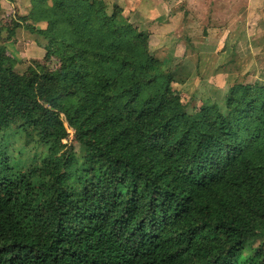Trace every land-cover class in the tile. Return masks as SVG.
Returning <instances> with one entry per match:
<instances>
[{"label":"trees","instance_id":"16d2710c","mask_svg":"<svg viewBox=\"0 0 264 264\" xmlns=\"http://www.w3.org/2000/svg\"><path fill=\"white\" fill-rule=\"evenodd\" d=\"M29 2L9 37L43 60L0 44V264H264V81L189 109L123 6Z\"/></svg>","mask_w":264,"mask_h":264},{"label":"rangeland","instance_id":"374dc122","mask_svg":"<svg viewBox=\"0 0 264 264\" xmlns=\"http://www.w3.org/2000/svg\"><path fill=\"white\" fill-rule=\"evenodd\" d=\"M108 1L111 4L123 3V0ZM253 1L160 0L163 11L159 10L155 19L151 18L154 16L149 12L145 15L139 10L131 12L137 4L130 8L123 6V10L134 26L149 33L151 51L163 59L167 70L173 72L172 88L179 93L182 103L191 109L207 99H221L229 84L236 81H264V19L251 17L247 13ZM14 2L18 4V0ZM21 2V5L15 6L3 2L0 11V44L2 41L5 45L8 43L9 47L14 48V53H17L15 49H18L19 44L26 49V55L17 61L16 71L19 74L27 70L40 51L33 41L40 40V37L27 33L25 29L19 33V38L15 31L9 37L16 20L22 17L25 3L23 0ZM154 3L155 0L139 2L141 9ZM255 4L260 7L263 1L256 0ZM184 7L189 8H186L187 17L181 25L182 16L178 20L174 19L173 12ZM169 18L172 20L162 24ZM156 19L158 23H155ZM40 42L44 43L43 40ZM55 64L53 59L47 67L51 69ZM72 140L73 135L70 133L64 143L70 144ZM72 144L79 151L78 145ZM12 150L15 157L29 155L16 138Z\"/></svg>","mask_w":264,"mask_h":264},{"label":"crops","instance_id":"0c3cea01","mask_svg":"<svg viewBox=\"0 0 264 264\" xmlns=\"http://www.w3.org/2000/svg\"><path fill=\"white\" fill-rule=\"evenodd\" d=\"M2 2L1 3H3V2H7V3H9L11 6H15V5H21L22 4V0L21 1H19L18 0V4H17V2H14L15 0H1ZM126 1H128V0H123V3H120V5L121 6H124V7H128V5H127V3H126ZM255 1L256 0H254L253 1V3H251V6H248V8H247V13L251 16V17H262L263 19H264V0H261V1H263V4H261V6L260 7H256V4H255ZM23 3H25V4H23V7H22V9H23V12H22V17H26L27 15H28V13H29V9H30V2H29V0H23ZM257 3V2H256ZM261 7H263V9L261 10ZM2 8H3V5H2ZM187 9L189 8V7H186ZM185 7L184 8H177V9H175L174 10V12H173V14H175V16L173 17L174 19H177L178 20V18L180 17V16H182V19H181V25H182V22H184L185 21V12H186V9ZM183 9V10H182ZM136 10H139V11H141L142 13H144V15L147 13V12H149L150 14H151V16H154V17H151V18H153V19H155L157 16H158V13H159V10L160 11H163V5H160V0H155V3L153 4V5H147L146 7H143V9H141V4H139V6L137 7V9ZM131 12H133V11H131ZM134 13H136V12H134ZM258 17V18H259ZM159 20V19H158ZM170 20H172L171 18H169V20H165L162 24H165V23H168ZM159 21H157V19H156V22L155 23H158ZM34 25V27L35 28H37V29H44L45 27H46V23H42V22H40V23H35V24H33ZM184 25V24H183ZM161 29H162V27H161ZM17 34V36H18V38H19V33L20 32H23V29H17L16 31H15ZM27 33H29L28 31H27ZM30 34V33H29ZM40 40H42V38H40ZM40 40H33L34 42H35V44H36V46L38 47V49H39V47H40V51H39V56L36 58H34V59H36V60H42L43 59V57H44V55H45V51L43 50V48L40 46V44L38 43V42H40ZM12 43H13V41H11ZM6 46H7V51H8V53L12 56V57H14L15 59H17V60H19V59H21V58H23L25 55H26V49H24L20 44H19V46H18V49H15L16 51H17V53H14L13 52V50H14V48L12 49L11 47H9L8 46V43L6 44ZM42 48V49H41ZM44 52V53H43Z\"/></svg>","mask_w":264,"mask_h":264}]
</instances>
